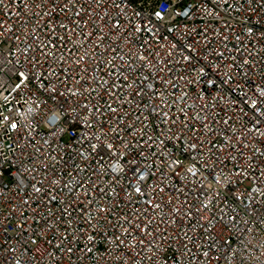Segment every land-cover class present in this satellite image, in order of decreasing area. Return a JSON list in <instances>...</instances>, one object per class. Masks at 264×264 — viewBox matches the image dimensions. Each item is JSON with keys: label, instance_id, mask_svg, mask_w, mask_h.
<instances>
[{"label": "built area", "instance_id": "1", "mask_svg": "<svg viewBox=\"0 0 264 264\" xmlns=\"http://www.w3.org/2000/svg\"><path fill=\"white\" fill-rule=\"evenodd\" d=\"M0 264H264V0H0Z\"/></svg>", "mask_w": 264, "mask_h": 264}]
</instances>
